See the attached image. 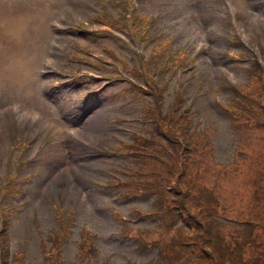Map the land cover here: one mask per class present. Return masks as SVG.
<instances>
[{"label": "rangeland", "instance_id": "obj_1", "mask_svg": "<svg viewBox=\"0 0 264 264\" xmlns=\"http://www.w3.org/2000/svg\"><path fill=\"white\" fill-rule=\"evenodd\" d=\"M253 1L0 0L6 264H159L164 205V264H264V5ZM240 109L258 116L245 123ZM182 132L192 152H176L167 180L161 158Z\"/></svg>", "mask_w": 264, "mask_h": 264}, {"label": "trees", "instance_id": "obj_2", "mask_svg": "<svg viewBox=\"0 0 264 264\" xmlns=\"http://www.w3.org/2000/svg\"><path fill=\"white\" fill-rule=\"evenodd\" d=\"M257 61V60H256ZM256 63V62H255ZM258 66H261V67H263L264 68V65H260V64H258ZM263 80H264V75H263ZM248 111V109H245V110H243V109H240L239 111H238V114H237V116L239 117V118H242V119H244V121H245V123L250 119V117L251 116H258V114H251V113H248L247 112ZM255 124V123H254ZM248 129V127L246 126V125H243L242 127H241V131L242 132H245L246 130ZM163 135H165L166 137H167V139L169 138V135L167 134V133H163ZM182 137H183V139L182 140H180V139H177V142L175 143V145L173 146V148H174V150L172 151V158H173V160L170 158V159H166V158H161V159H163V161H164V164H163V168H162V170L161 171H158L157 172V174H160L161 172L163 173V174H166V179L168 180V179H170V177H171V175H170V171H171V169H176L177 167H178V164L180 163V162H182L183 161V157L182 158H180L177 154H176V152L177 151H181V150H183V149H186L188 152H192V151H190L188 148H187V143H188V140L187 139H189V138H187V134H183V132H182ZM200 143H202V141L199 139V141H198V146H200ZM197 146V147H198ZM196 147V148H197ZM198 151L200 150V149H197ZM197 170H198V172H201L198 168H197ZM179 173H181V172H179ZM178 187V182H177V178H176V183L175 184H171L170 185V187L169 188H173L174 189V191H175V194H178L179 193V189L177 188ZM175 197H171L170 199L172 200V199H174ZM205 201V200H204ZM197 203V205H199V203H201V201H200V199H197V201H196ZM254 206H256V205H254ZM170 207L171 206H169V207H166L165 205H164V207L162 208V210L160 211V210H155V211H157V212H155L156 214H160V215H163V216H166V218H165V220H164V223H163V225L162 226H165V229L167 228V214L169 213V211H170ZM145 212V211H144ZM154 212V211H153ZM148 214H151L152 212L150 211H148L147 212ZM154 213V214H155ZM234 219H236L237 221H245L246 219H241V217H238V218H234ZM174 222V221H173ZM173 222H171V224L169 225V227H171L172 226V223ZM165 229L164 230H161L160 229V236H158V237H154V238H152V240H153V243H155V244H157L159 247V252H160V258H159V260H162V262H159V264H164V262H165V260H167L166 259V254H165V248H164V246H161V244H162V242H163V237H162V235H163V233H164V231H165ZM223 235H225L226 237H229V236H233V235H235V233H236V231L235 230H233V229H231V228H226L223 232ZM180 239V238H179ZM193 242L194 243H199L200 244V241H199V239L198 238H193ZM258 240L257 241H255V244L254 245H257L258 244ZM185 243V242H184ZM249 244V243H248ZM193 245V247L194 246H196V244H192ZM249 245H251V244H249ZM226 246H223V247H221L220 248V250L221 251H223L222 253H221V255L222 256H224V254H225V251H227V249H228V246L225 248ZM5 248V245L4 244H1L0 245V251H2L3 249ZM239 251H240V248H239ZM234 251H232V253H233ZM172 257H175V255H172ZM205 257H207L206 255H205ZM264 258V257H263ZM0 264H6V260H5V258L3 257V256H0ZM151 264H157V262H153V263H151Z\"/></svg>", "mask_w": 264, "mask_h": 264}, {"label": "bare ground", "instance_id": "obj_3", "mask_svg": "<svg viewBox=\"0 0 264 264\" xmlns=\"http://www.w3.org/2000/svg\"><path fill=\"white\" fill-rule=\"evenodd\" d=\"M8 1V0H7ZM7 3V2H6ZM5 4V3H4ZM13 6H14V3L12 4ZM5 6H7L6 4H5ZM4 6V7H5ZM10 6H11V4H10ZM19 8V6L17 7V9ZM23 8V7H22ZM11 9V8H10ZM24 9H26L25 7H24ZM15 14V13H14ZM30 14V13H29ZM10 16V15H9ZM2 18H3V16H2ZM236 19H237V17H235L234 18V20H235V22H236ZM50 28V27H49ZM55 31V30H54ZM48 32H52V31H48ZM53 33V32H52ZM200 42V41H199ZM0 53H2V52H0ZM77 130V129H76ZM75 135H76V133H75ZM66 158V157H65ZM66 160V159H65ZM66 162V161H65Z\"/></svg>", "mask_w": 264, "mask_h": 264}]
</instances>
